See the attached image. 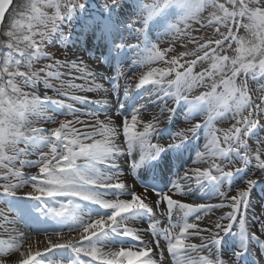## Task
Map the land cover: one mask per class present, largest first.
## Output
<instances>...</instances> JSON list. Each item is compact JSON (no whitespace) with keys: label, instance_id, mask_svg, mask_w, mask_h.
Wrapping results in <instances>:
<instances>
[{"label":"snow or ice","instance_id":"6c2138e0","mask_svg":"<svg viewBox=\"0 0 264 264\" xmlns=\"http://www.w3.org/2000/svg\"><path fill=\"white\" fill-rule=\"evenodd\" d=\"M173 7L167 41L153 42L150 22ZM85 14L105 74L47 51L75 46L83 28L63 26ZM192 23L212 36L191 35ZM178 40L195 47L177 55ZM128 60L130 110L111 99ZM249 78L264 93V0H0V264H257L264 216L257 232L249 208L264 184V94L253 98ZM101 91L109 99L87 95ZM180 109L189 126L170 131ZM202 132L196 158L162 179Z\"/></svg>","mask_w":264,"mask_h":264},{"label":"rangeland","instance_id":"374dc122","mask_svg":"<svg viewBox=\"0 0 264 264\" xmlns=\"http://www.w3.org/2000/svg\"><path fill=\"white\" fill-rule=\"evenodd\" d=\"M221 2H223V0H221ZM46 11H48L49 14H52L55 12V9L52 8V9H47ZM178 13V10L175 9L174 7L169 9L165 15L163 17H157L154 21L150 22V25H149V31L151 33V38H152V41L155 42V40L157 38L159 39H162V40H165L167 41V37H164V29L165 27L167 26V24L169 22H171L172 20L175 19L176 15ZM128 12L127 10H125V15H127ZM208 16V12H204L201 14V22L202 23H207L206 21V17ZM91 20H89L87 18V15L85 14V16L83 18H80V19H74L73 23L71 24V26H69L67 24V22H65L64 26H63V31H64V34L67 36L69 34V32H72L73 33V37H75V35L77 33H80L82 31V28H83V32L85 33V30H88V28H84L83 25L85 24H91ZM182 27V26H181ZM192 28H193V31L191 33V35L193 36H196V37H203V36H212L213 34V31L214 29L212 28H206V29H201L200 28V25L197 24V23H192ZM90 31V30H89ZM90 33V32H89ZM241 34L243 35L244 33L241 32ZM81 38L83 37V35H80ZM79 36V40H81ZM96 40V39H95ZM97 42V41H96ZM132 43H136L135 40L132 41ZM71 45H69V48H70ZM162 47H166L168 46L167 43L165 44H162L161 45ZM174 47H175V54H179L180 52H183V51H191L195 45L193 44H189L187 43V41L185 40H178L175 44H174ZM69 48H64L60 43H57L55 45V47H52V46H49L47 51L49 52V54L53 55L55 58L57 59H64L65 57V54L67 53V51L69 50ZM82 50H87L86 47H81ZM103 55H99L96 54L97 58H99L100 62H96L94 61L93 59H89L87 53H83L82 56H81V59L84 61L85 64L88 65V68L89 70H94L97 68V70L99 69L101 72V74H105L109 71V65H108V62H107V50L105 49L104 52H102ZM68 55H70L69 53H67ZM170 58V57H169ZM194 59V57H192ZM132 61L131 60H128L126 64L124 65H121V68H122V75L118 81V87L116 89V93H112V95L114 96L113 100H120L122 102H124L126 104V106L129 107V110H130V107L131 106H134L135 102L138 101L139 97L138 96H132V97H125L124 96V88L128 86V84L130 83V77L132 75V73H130L128 71V65L131 64ZM42 66V65H40ZM154 67H162L163 65H153ZM206 66V65H205ZM34 69L37 67L36 65L33 66ZM135 67V66H134ZM23 70V69H22ZM134 70V68H133ZM144 69H137V72L139 71H142ZM203 68L198 66L196 68V71H202ZM62 72H67L68 69H61ZM63 79V77H62ZM241 79H243V77H241ZM50 82H53V81H50ZM81 82V81H78V83ZM102 83H104L105 85H108L107 88H111V84L110 83H107L106 81H102ZM210 83V81H209ZM260 83L264 84V81H261ZM55 86H59V81H55L54 82ZM249 89H250V94L253 96V98L255 99L256 97L264 94V93H261L259 91L260 89V84L254 82L251 80V78H249ZM27 91V89H25ZM200 90H207V89H199L196 91L195 94H198V92ZM49 94H52L51 92H49ZM168 104L170 107H176V101L174 98H170L168 100ZM158 111V109H156ZM186 111V109H185ZM180 114L174 118V122L168 126V128L170 129V131H179L180 129L182 128H187L189 126V124L185 121L184 119V110L183 109H180L179 110ZM46 115H52L50 112L49 113H46ZM145 115H148V113H145ZM70 118V117H69ZM30 119L32 121H34L33 123V126L34 127H44L46 126L45 122L43 120L40 119V117H36V116H33V117H30ZM65 119L64 116H57L56 117V120L59 121V120H63ZM197 119H201L202 120V117H198ZM196 121L193 120L192 123H195ZM233 122V121H230V117L229 118H226L224 120H218L216 121L215 123V127L216 128H220V129H223V128H226V127H229L230 126V123ZM77 127H79V125H77ZM261 137L264 138V133H261ZM167 135L164 136L163 138V142L164 143H169L171 142L170 140L167 139ZM155 142V141H153ZM206 143V139H205V133H201L200 135H198L191 143V146L189 149V155H184L182 154V156L178 159L177 158V155L178 154H172V156L169 155V157L171 158H168V161H169V164H170V168H165L164 172H163V175H162V179L164 180H168V178H171V175L174 174L176 171H179L182 167H185L186 166V163H190V158L191 156L194 154V152L196 151V149H198V147L200 149L201 148V144H204ZM252 145H253V148H255L256 146V141L254 140L252 142ZM182 153V149L180 150ZM172 159L176 160V161H173ZM176 165V166H174ZM0 175H3V169H0ZM165 175V177H164ZM2 182V181H0ZM259 184V183H258ZM258 184L257 186L254 188L256 189L255 190V195L252 194L251 196V199H250V208H249V220L253 223V225L255 226L257 232L259 231V219L264 216V186L262 188V190L258 187ZM165 187V185H163ZM226 187V186H225ZM253 189V190H254ZM200 195H203L202 193ZM212 195V192L211 191H208L207 192V196H211ZM187 202H192V200H188ZM196 202H219V199L217 197H214L212 196V199L209 200L208 197H205L203 201H196ZM228 209H224V211H227ZM217 215H220L222 214L220 211H218L216 213ZM0 233H3L0 231ZM0 239H2L0 237ZM258 248V245H254V252L257 250ZM256 254V253H254ZM255 257L259 260V254H256ZM225 260L227 261V257L225 258ZM264 264V263H263Z\"/></svg>","mask_w":264,"mask_h":264},{"label":"bare ground","instance_id":"6f19581e","mask_svg":"<svg viewBox=\"0 0 264 264\" xmlns=\"http://www.w3.org/2000/svg\"><path fill=\"white\" fill-rule=\"evenodd\" d=\"M89 32H90L89 29L88 30H85V34L83 35V37L81 38V36H80L81 40H79V42L77 44H75V46H70L69 50L67 51V53H69L70 55L73 54V53L75 54V56H72L73 59H76L77 57L81 59L82 54L83 53H85V54L87 53V55L89 56L88 57L89 59L91 58V59H93L94 61L97 62V59H99V58H97L96 54H98V56L101 55V54L103 55L102 52H104L105 49L104 50H101V49L97 48L96 45L98 44V41L95 40L94 38L91 41H89L88 36L91 35V33H89ZM81 47H83V48L86 47L87 50L84 51V50L81 49ZM92 71H98L99 73L101 72L99 69L97 70V68L94 69V70H92ZM97 83H102V81H99L98 80ZM104 86H105V88H107L108 85H105L104 84ZM87 95H89L93 99H109V97L106 96L102 91L99 94L93 92V93H88ZM113 98H114V96L111 95V99L112 100H113ZM203 145L204 144H201V148L202 149H203ZM182 151H183V154L185 156L186 155H189V153H190L189 152V149H187V150L182 149ZM170 156H172V154ZM191 157H193V159L196 158L195 152H194V154ZM168 158H171V157H168ZM172 160L173 161H176L174 159H172ZM174 166H176V165H174ZM172 176H173V174L171 175V177ZM169 179H171V178H168V180ZM262 185L264 186V184H262ZM252 194H254V191H253ZM0 231L3 232L2 229H0ZM0 237L2 239H7V236L3 235L2 233H0ZM40 239L42 240L43 237L41 236ZM193 242H198V238L193 237ZM222 258L225 259L226 257H222ZM169 264H172L171 257H169Z\"/></svg>","mask_w":264,"mask_h":264}]
</instances>
